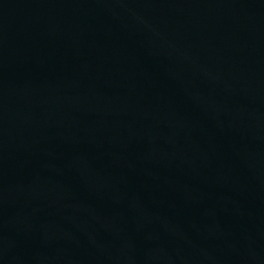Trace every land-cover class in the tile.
Instances as JSON below:
<instances>
[{
  "label": "water",
  "instance_id": "95a60500",
  "mask_svg": "<svg viewBox=\"0 0 264 264\" xmlns=\"http://www.w3.org/2000/svg\"><path fill=\"white\" fill-rule=\"evenodd\" d=\"M0 264H264V0H0Z\"/></svg>",
  "mask_w": 264,
  "mask_h": 264
}]
</instances>
